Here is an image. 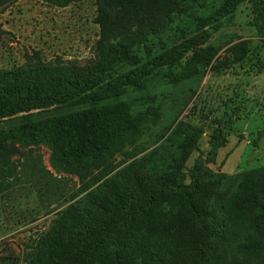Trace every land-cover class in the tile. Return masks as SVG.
Returning a JSON list of instances; mask_svg holds the SVG:
<instances>
[{
  "label": "trees",
  "instance_id": "obj_1",
  "mask_svg": "<svg viewBox=\"0 0 264 264\" xmlns=\"http://www.w3.org/2000/svg\"><path fill=\"white\" fill-rule=\"evenodd\" d=\"M12 1L0 0V12ZM45 1L63 8L84 0ZM96 2L100 34L91 61H45L35 52L33 62L0 69V118L90 105L76 119L84 135L72 138L75 142L60 138L67 147L52 154V164L57 170L71 166L78 174L96 163L102 169L70 210L58 213L39 236L35 255L25 264H158L168 243L180 246L182 264H222L219 251L227 246L251 257L252 264H264V165L234 174L212 169L209 163L227 143L223 124L212 134L206 157L191 168L186 162L199 149L204 130L181 120L125 167L116 170L107 163L118 146L117 134L130 122L132 105L121 100L128 88L146 87L159 70L182 64L186 56L179 47L155 50L151 43L160 39L172 14L188 12L198 31L181 45L193 50L176 77L182 80L208 64L200 52L210 30L232 21L242 3L251 5L253 26L264 38V0H223L203 13L188 11L180 0ZM142 50L147 55L141 56ZM43 137L51 144L59 140L53 131ZM11 167L7 162L0 169V195L9 187ZM227 263L251 264L244 259Z\"/></svg>",
  "mask_w": 264,
  "mask_h": 264
},
{
  "label": "rangeland",
  "instance_id": "obj_2",
  "mask_svg": "<svg viewBox=\"0 0 264 264\" xmlns=\"http://www.w3.org/2000/svg\"><path fill=\"white\" fill-rule=\"evenodd\" d=\"M180 1L188 11L203 13L223 0ZM97 14L96 0L63 8L45 0H13L0 12V69L33 62L35 52L45 61L60 57L88 63L95 57L100 34ZM252 21L251 5L242 3L232 21L210 30V39L200 52L208 64L191 77L178 80L193 55V50L181 45L198 31L188 12L175 11L160 39L154 38L151 43L156 44L155 50L179 47L186 56L182 64L159 70L146 87L128 88L121 100L132 105L130 122L117 134L118 146L107 163L116 170L125 167L181 120L204 130L199 149L186 162L187 169L200 156L206 157L210 138L221 124L226 127L227 143L219 149L216 161L209 163L212 169L234 174L264 165V38ZM88 106H63L0 118V169L7 162L12 166L9 187L0 195V264L30 261L39 236L52 220L58 213L69 211L85 194L80 191L87 181L100 176L98 163L86 174H78L71 166L57 170L52 164V154L67 147L60 138L77 141L84 135L76 119ZM226 116L228 119L222 121ZM45 131L58 135L57 144L43 137ZM73 146L79 152V146ZM164 245V260L156 262L182 264L180 246L168 243L165 250ZM219 257L222 264L243 259L254 263L251 257L238 255L232 246L223 247Z\"/></svg>",
  "mask_w": 264,
  "mask_h": 264
}]
</instances>
